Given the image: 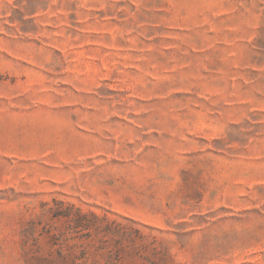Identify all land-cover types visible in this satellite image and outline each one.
<instances>
[{"label":"rangeland","instance_id":"374dc122","mask_svg":"<svg viewBox=\"0 0 264 264\" xmlns=\"http://www.w3.org/2000/svg\"><path fill=\"white\" fill-rule=\"evenodd\" d=\"M0 264H264V0H0Z\"/></svg>","mask_w":264,"mask_h":264}]
</instances>
